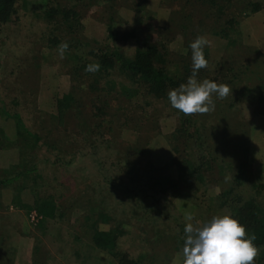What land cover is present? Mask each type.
Instances as JSON below:
<instances>
[{
	"label": "rangeland",
	"instance_id": "1",
	"mask_svg": "<svg viewBox=\"0 0 264 264\" xmlns=\"http://www.w3.org/2000/svg\"><path fill=\"white\" fill-rule=\"evenodd\" d=\"M57 5L76 14V35L65 34L60 15L53 21L48 17ZM15 8L12 21L0 26V183L3 171L18 164L35 170L10 185L0 184V264H119L96 250L89 234L93 225L98 227L97 215L109 211L114 224L128 218L133 224L119 238V252L136 264H172L174 259L182 264L185 215L190 212L194 224H203L230 214L220 197L234 187L245 160L246 176L235 193L248 198L264 192V0H20ZM200 24L210 41L204 48L208 79L218 77L215 82L232 89L225 99L213 95L214 111L194 115L204 136L188 146L196 156L217 158L213 180L205 189L162 185L144 201L122 196L120 187L111 189L108 177L129 181L127 176L137 172L143 179L162 175L164 183L167 178L180 182L177 167L188 152V134L183 138L175 132L183 113L166 99L128 98L131 93L122 86L136 88L128 77L113 72L105 78L103 70L96 77L84 66L99 61L105 48L133 57L139 39L166 44L171 62L182 67L191 50L189 38ZM227 24L236 31L238 47L216 34ZM111 25L118 34L114 46L107 43ZM74 39L80 40L77 48L69 45ZM51 40L66 41L80 60L70 53L61 59ZM230 70L245 73L231 84ZM67 95L71 100L63 109L59 102ZM18 115L38 142L18 129ZM126 152L120 171L113 165ZM36 189L56 202L62 217L31 221L30 214L38 211ZM112 225L100 223L99 228Z\"/></svg>",
	"mask_w": 264,
	"mask_h": 264
},
{
	"label": "trees",
	"instance_id": "2",
	"mask_svg": "<svg viewBox=\"0 0 264 264\" xmlns=\"http://www.w3.org/2000/svg\"><path fill=\"white\" fill-rule=\"evenodd\" d=\"M20 0H0V26L3 24H8L12 21L13 17L16 15V5ZM65 6V8L63 7ZM249 7V6H248ZM251 7L255 8V10H258V6L256 4H253ZM220 11H222L223 7H219ZM60 15L62 18V25L66 28L67 33L66 35H76V26L75 22L73 20H76L75 16L76 14L70 11V9H67L66 5H57L56 9L52 10L48 14V17L51 21L54 19V15ZM191 17H189L187 20L189 21ZM234 25H237L235 21ZM199 30H195V32L192 34L191 38H189L187 49H191L189 45L198 37L203 35L204 31L207 29L206 26H201V24L198 26ZM196 29V27H194ZM188 31V28L184 27L182 29V32ZM109 35H108V41L107 43L111 42L115 45L117 41V30L116 28L111 25L108 29ZM236 33L235 30L230 29V25L227 24L226 27L223 29H220L219 32H216L218 36H220L222 39L226 38L229 42V47L236 45L239 46V38L233 37ZM186 34V33H185ZM136 35V34H135ZM78 36V35H77ZM216 36V35H215ZM62 38V36L60 35ZM123 36H121L119 39H121ZM126 37V36H125ZM128 38V37H127ZM60 40V39H59ZM52 41L55 46L58 47V45L61 43L60 41ZM138 41V47L135 50V54L133 57H127L124 53H121L118 48H115L114 52H110L108 48L103 49L102 54L99 61L92 62L88 61L84 69L89 64H95L99 63L101 65L100 70L98 72H95L94 74L98 75L99 72L105 73V78H111L114 75L113 72H117L118 76H124L128 77L129 81L131 83L136 84V88H127L126 86L123 87V91L125 93H131L130 95H127L128 98L139 96L140 94L142 96L151 97L155 99H168V91L170 89H175L179 87L180 84L186 83L189 76L192 74V50H190V53L186 58H183L182 61V67L175 62H171L169 59V51L167 48V45L164 43H157L152 44L148 41L141 42V40ZM66 42V41H64ZM74 45L69 43L70 46L77 48L78 44H80L79 39H74L72 42ZM65 52L69 56L68 53H70L71 59L80 60V56H77L74 54L73 48ZM94 55V54H93ZM97 57V56H96ZM209 64V61H208ZM175 66L177 68L175 69ZM208 68V69H207ZM207 68H202L199 70L197 79L198 80H204L208 79L210 66ZM216 70L218 68H215ZM245 69V68H244ZM182 71L186 74V76H181ZM231 74H233V70H230ZM230 72H227V74H230ZM237 74H233L234 76H231L232 79L230 80V83L239 82L241 76L244 75L245 70L237 71ZM86 74H92V72H87ZM241 74V75H240ZM218 75V73H217ZM240 75V76H239ZM225 75L224 78H227ZM187 78V79H186ZM220 78L214 77L213 81L220 82ZM71 100V96L67 95L63 98V100H60L59 104L63 109H67L69 106V101ZM169 104V102H168ZM170 105H167V107ZM176 110V109H175ZM177 113H180L178 110H176ZM3 113H6L5 107L3 108ZM207 115V114H204ZM180 117V126L177 128L175 134L185 137V135L188 134V137L185 138V148L188 152L184 155V157L181 158V160L178 163V170L180 174V182L177 183L175 181H169L167 178L166 183L163 181V176H158L157 178L153 176L147 177V179H143L140 173L134 172L131 176H127V178H130L129 181L122 180L120 177L117 178V175L115 177H108L107 180L111 182L110 186L111 189H115L120 187L119 191L121 190L122 196H132V198H139L142 200V197L146 198V195L149 191H157L158 188H161L163 190V186H170L174 187L175 185L179 184H188L191 187H197L200 189H205L209 183L213 180L211 173L213 169L215 168V165L217 164V158L215 157H208L204 154H201L200 156H196V154L193 152L191 148H189L188 144L191 145L193 140H203V134L201 132L200 126L198 125L199 120L194 118V115L191 116H185L184 114H179ZM15 118L18 121L17 127L19 130H22L24 133H27L30 137L36 138V141H39V138L37 136H34L33 134L29 133L28 129L25 127L21 117L15 116ZM194 128V132H191V128ZM200 129V130H199ZM21 132V131H20ZM226 135V132L223 133ZM195 136V137H194ZM181 138L179 137V140ZM114 145V143H113ZM119 144L115 146L118 147ZM197 146V145H195ZM111 148V147H110ZM191 150V151H189ZM201 150V149H200ZM122 152V151H121ZM212 152V151H211ZM129 153L126 152L123 158L119 161H117L113 166L120 171L124 169L123 163H125L127 160V155ZM247 154V153H246ZM210 156V155H209ZM125 157V158H124ZM247 159V158H246ZM99 165H102V163H99ZM20 166V167H19ZM247 160H245V164H241L238 171L237 176L234 178L233 184L235 188H239L243 184V178L246 176V168H247ZM17 167V168H16ZM19 167V168H18ZM130 167V166H129ZM35 169H24L21 164H18L14 167H11L9 170H4L3 174L6 177L2 179L3 181L0 184H3L5 186L10 185L14 181H18L23 176H27L30 173H32ZM155 172V171H154ZM151 173V170L147 171V176ZM11 176V177H10ZM145 177V176H143ZM116 178L119 179L120 185L115 184ZM139 183V184H138ZM137 185V188H134L132 185ZM115 187V188H114ZM232 187V189H229L222 193L220 200H223L222 203L224 206H228L230 215H232L234 218L238 219L242 224L246 225L249 235L255 234L256 240L255 244L260 247V256L256 259L255 264H264V192L261 190L256 191V195L249 196L248 198H243L241 195H238L235 193V188ZM35 189V187H34ZM34 193V206L38 210L37 212L42 217V219H56L59 216L62 217V213H60V209L58 208L56 202L51 197H41L40 193L36 190H33ZM143 198V199H144ZM227 199V200H226ZM144 201V200H142ZM15 203H20V200H16ZM144 203V202H143ZM186 205H189L186 203ZM110 214V211H109ZM108 213L100 212L98 218L96 219V222L98 224V227L96 225H93L89 229V233L92 236V243L96 250H101L104 252L109 253L115 260V262H119V264H136L139 263L136 260H132L129 258L127 254H124L123 252H119L118 249V241L120 237H123L124 235L128 234L126 231V226L129 227L130 225L133 226L130 222H127L130 219L128 218L126 220V223H115L114 224V218L113 214L109 215ZM146 216V215H145ZM41 219V220H42ZM42 220V221H43ZM100 223H103L105 225H114L111 226L109 230L106 229H100L99 225ZM130 229V228H129ZM184 243V242H183Z\"/></svg>",
	"mask_w": 264,
	"mask_h": 264
},
{
	"label": "clouds",
	"instance_id": "3",
	"mask_svg": "<svg viewBox=\"0 0 264 264\" xmlns=\"http://www.w3.org/2000/svg\"><path fill=\"white\" fill-rule=\"evenodd\" d=\"M210 41L203 35L198 36L189 47L192 50V74L186 83H182L167 93L171 106L185 116L203 115L215 110L213 95L225 99L232 94L228 84L213 80L197 79L200 69L208 67L204 48ZM67 42L58 45L61 59L68 50ZM99 63L86 66V72H98ZM184 245L182 264H255L260 256V247L254 242L255 234L249 235L246 225L230 214L216 215L206 223L196 221L194 215L187 213L184 217ZM172 264H177L174 259Z\"/></svg>",
	"mask_w": 264,
	"mask_h": 264
},
{
	"label": "built area",
	"instance_id": "4",
	"mask_svg": "<svg viewBox=\"0 0 264 264\" xmlns=\"http://www.w3.org/2000/svg\"><path fill=\"white\" fill-rule=\"evenodd\" d=\"M30 219L33 223H39L42 219V217L37 212H32L30 214Z\"/></svg>",
	"mask_w": 264,
	"mask_h": 264
}]
</instances>
